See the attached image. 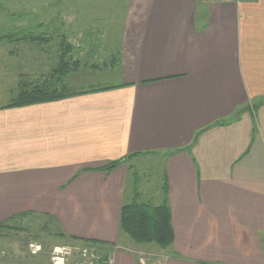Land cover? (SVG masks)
Returning <instances> with one entry per match:
<instances>
[{
	"label": "crops",
	"instance_id": "obj_1",
	"mask_svg": "<svg viewBox=\"0 0 264 264\" xmlns=\"http://www.w3.org/2000/svg\"><path fill=\"white\" fill-rule=\"evenodd\" d=\"M129 3L104 58L74 60L113 68L110 84L10 107L20 82L0 76V225L48 217L69 240L105 245L110 264H139L147 248L164 264H264V0ZM157 158L167 250L119 223L130 164Z\"/></svg>",
	"mask_w": 264,
	"mask_h": 264
},
{
	"label": "rangeland",
	"instance_id": "obj_2",
	"mask_svg": "<svg viewBox=\"0 0 264 264\" xmlns=\"http://www.w3.org/2000/svg\"><path fill=\"white\" fill-rule=\"evenodd\" d=\"M128 4L129 0H0V34L36 39L24 43L0 39V54L6 51L0 56L6 62L0 67V76L7 77L10 83L15 80L29 84V77L34 83L40 82L49 78L63 59L68 67L59 89L71 92L110 84L106 79L114 75L113 68H92L87 64L80 68L76 57L85 61L91 53L104 58V45L116 43V34L128 21ZM9 51L19 53V57L14 54L15 58L8 62ZM139 161L130 164L134 170L128 176V190L130 194L134 192L132 198L138 202L157 205L164 159ZM102 253L110 256L108 251ZM139 253L150 255L151 261L161 257L153 248ZM103 254L89 244L67 239L45 216L21 217L0 225V261L5 264H98Z\"/></svg>",
	"mask_w": 264,
	"mask_h": 264
},
{
	"label": "trees",
	"instance_id": "obj_3",
	"mask_svg": "<svg viewBox=\"0 0 264 264\" xmlns=\"http://www.w3.org/2000/svg\"><path fill=\"white\" fill-rule=\"evenodd\" d=\"M18 35H1V40L9 42H32L36 39L32 37ZM17 37V38H16ZM68 64L62 59L52 75L40 82L32 84L19 83L18 91L10 107H24L29 105L41 104L77 95L76 92L59 89L58 84L61 78L67 72ZM119 163H113L103 170H109L118 166ZM120 230L126 234L137 245H153L161 250H167L173 241L171 228L170 210L165 200L160 204L154 205L151 202H138L136 199L122 205L120 210ZM72 241L74 239H71ZM83 244H89L96 250L102 252H111L105 245L96 242L77 241ZM107 254H103L98 264H106Z\"/></svg>",
	"mask_w": 264,
	"mask_h": 264
},
{
	"label": "built area",
	"instance_id": "obj_4",
	"mask_svg": "<svg viewBox=\"0 0 264 264\" xmlns=\"http://www.w3.org/2000/svg\"><path fill=\"white\" fill-rule=\"evenodd\" d=\"M224 2H230L232 0H220ZM87 252V251H86ZM150 255L144 253H138V262L139 264H164V258L158 257L151 261ZM109 262V263H108ZM106 264H110V260H107Z\"/></svg>",
	"mask_w": 264,
	"mask_h": 264
}]
</instances>
